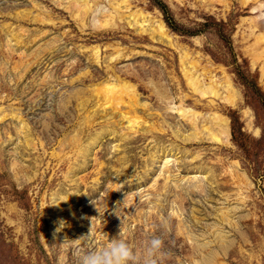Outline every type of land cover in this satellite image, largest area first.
<instances>
[{
  "label": "rangeland",
  "instance_id": "374dc122",
  "mask_svg": "<svg viewBox=\"0 0 264 264\" xmlns=\"http://www.w3.org/2000/svg\"><path fill=\"white\" fill-rule=\"evenodd\" d=\"M96 1L94 12L107 3ZM259 1L127 0L159 14L199 66L225 68L239 91L231 105L195 94L178 50L125 20L93 28L90 10L75 17L61 0H0V113L19 116L0 118V264H75L115 236L137 252L159 237L160 264H264V87L242 20L260 17ZM110 75L136 85L146 123L130 128L101 107L85 119L91 94L78 111ZM172 104L224 114L227 143L180 139L191 129Z\"/></svg>",
  "mask_w": 264,
  "mask_h": 264
},
{
  "label": "bare ground",
  "instance_id": "6f19581e",
  "mask_svg": "<svg viewBox=\"0 0 264 264\" xmlns=\"http://www.w3.org/2000/svg\"><path fill=\"white\" fill-rule=\"evenodd\" d=\"M244 1L246 0H242V2ZM63 2L68 3L64 5L66 7H75L73 11L74 13H76L75 17H80L81 14H88L90 10L92 14L91 25L93 28H96L98 26H103L105 28V26L110 23V21L108 20L113 19L114 23L111 22L110 25L115 28L116 20H125L129 22V25L135 30L148 32L152 39L170 44L172 47L178 50L180 54L179 62L184 72L186 83L189 88L194 91L195 94L199 95L200 97L211 96V100L218 99L220 102L231 105L237 103L239 97L238 88L232 82L230 75L228 74V72H226L225 68L221 66L222 74L216 76L210 69H208V67L199 66L196 59L191 56V52L189 51V49L176 41L175 36L172 35L168 26L159 14L151 13L139 8L131 9L130 4L127 2V0H106V6L104 7L103 5L102 10L98 8V10H100L98 12H94V10L98 6H101L99 4L100 1L94 2V0H61L60 4H62ZM37 7L40 8L41 6L37 5ZM255 8H258L260 10V17L261 19H264V0L259 1L257 6H252L253 10ZM34 14L33 17L36 16ZM260 17H246L242 20L247 22V27L249 29L246 36L252 38V43H250V45L246 47L245 52L250 55L252 63L257 60H261L260 79L264 87V24L261 22ZM49 21L54 22L53 19H50ZM261 27L263 28V30L259 31L258 28ZM37 34H39L37 36L39 37L42 35V32H39ZM108 46H110V44L106 45V47ZM89 48L91 49V53L95 58L100 56L98 45H91ZM114 48L116 49L114 50ZM113 51L116 53V55H111L110 59L115 58L117 57V55L121 54L116 44L113 47ZM22 66L25 67L26 65L23 63ZM86 93L87 95L85 96V100L77 102V104L80 106V109L78 111H82L84 104L87 103L88 97L90 96V94L92 95L91 99L94 102V107L92 106V108L87 111V113L85 114L87 118L85 119H89L92 117L96 107H101V109H104L103 111H101L103 115H108L110 117L116 116V118H114L115 122L124 124L125 126H129L130 128L135 125L139 126L140 124L147 122L138 114V111L139 109L148 108L149 105L147 102L142 100L140 92L137 90V87L134 84L125 83V81H122L110 75L91 83V85L86 88ZM165 99L168 100L169 98L166 97ZM165 99H163L162 101L165 102ZM110 107H112L111 110L107 109ZM170 108L174 113L185 119L186 122L189 123L188 128L191 129L189 133H186L187 135L183 134L184 138L179 136L180 139L186 141L187 139L194 137L195 139L205 138L216 143H227L229 139V124L228 118L224 114L219 112H209L207 114H204L203 117H200V113L197 110L188 109L187 107H183L181 105L172 104L170 105ZM243 113L245 114V116L250 117L249 111L247 109L244 110ZM2 115L4 117L10 115L11 117L19 118L18 112L14 110H9L8 113H0V118L3 117ZM18 120L20 125H23V122H21L20 119ZM148 123L149 124H147V126L152 125V122ZM74 131L75 134L73 133V140H76L79 130L74 129ZM93 139L94 137L82 139L81 146L77 151L80 156L82 155L81 157L85 158V155L83 154V142H85V145L89 146V144L93 142ZM85 153L88 154L89 152L86 151ZM153 153L154 154L152 155L151 162H155L156 160L157 152L154 151ZM174 154L175 152L165 153L163 164L168 163V161L171 160V157L174 156ZM192 158H196V156H193ZM71 169H73V167ZM203 169L205 168L203 167ZM206 170L209 171L210 169ZM238 196L240 198L244 197V195H241L240 190H238Z\"/></svg>",
  "mask_w": 264,
  "mask_h": 264
},
{
  "label": "clouds",
  "instance_id": "9594fccd",
  "mask_svg": "<svg viewBox=\"0 0 264 264\" xmlns=\"http://www.w3.org/2000/svg\"><path fill=\"white\" fill-rule=\"evenodd\" d=\"M81 238L86 239L87 235ZM163 246V240L153 236L146 241L142 251L137 252L126 240L108 237L107 245L78 252L75 264H160Z\"/></svg>",
  "mask_w": 264,
  "mask_h": 264
}]
</instances>
